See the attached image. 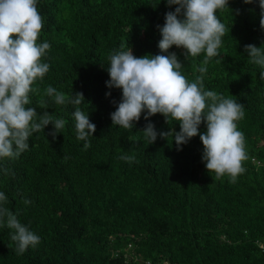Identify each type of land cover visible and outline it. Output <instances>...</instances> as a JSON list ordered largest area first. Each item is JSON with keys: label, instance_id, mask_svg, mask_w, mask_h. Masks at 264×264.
I'll return each instance as SVG.
<instances>
[{"label": "trees", "instance_id": "16d2710c", "mask_svg": "<svg viewBox=\"0 0 264 264\" xmlns=\"http://www.w3.org/2000/svg\"><path fill=\"white\" fill-rule=\"evenodd\" d=\"M43 27L38 43L50 49V65L33 87L32 107L65 120L56 138L52 124L29 138V148L14 159L0 158L3 207L40 237L36 246L17 254L11 232L0 223V264H264V80L250 63L245 45H264L258 2L229 0L218 12L227 26L219 49L203 74L205 90L244 105L237 122L245 135L248 159L235 182L216 177L202 161L199 135L182 150L172 136L152 144L142 130L148 122L157 132L179 131L161 114L132 129L112 125L108 55L131 47L137 57L161 53L157 25L174 11L166 0H38ZM238 10V12L236 11ZM189 81L201 74L204 58L185 59L172 46ZM220 60V63H217ZM52 86L67 98L83 93L80 105H56L44 90ZM111 96L106 97V93ZM47 102L40 108L39 102ZM79 107L96 125L86 141L78 140L73 112ZM206 131L202 123L200 132ZM90 147L84 149V144ZM134 155L131 163L120 159ZM27 200L29 203H25Z\"/></svg>", "mask_w": 264, "mask_h": 264}, {"label": "clouds", "instance_id": "9594fccd", "mask_svg": "<svg viewBox=\"0 0 264 264\" xmlns=\"http://www.w3.org/2000/svg\"><path fill=\"white\" fill-rule=\"evenodd\" d=\"M243 2H258L259 24L264 30V0ZM37 4L38 0H0V158L19 157L28 150L29 138L44 131L49 124L54 128L49 133L53 139L65 127V120L54 118L48 111L38 114L36 107L29 106L30 95L39 94L34 83L42 80L50 68L42 61L50 44L37 42L43 27ZM166 4L170 8L175 5V10L166 12L164 24L156 27L161 35L158 48L167 55L137 57L131 47L124 50L123 44L121 50L108 55L110 79L106 86L122 92L119 102L111 101L115 105V111L110 114L112 125L132 129L142 113L146 112V121L161 114L167 123L178 122L180 130L170 128L158 133L155 125L148 122L142 132L150 144L158 136L162 139L172 136L179 151L181 145L199 135L207 171L214 172L218 178L228 175L235 182L245 171L243 162L248 159L245 135L237 126L245 116L244 105L216 91L205 90L203 86L206 66L212 58L221 56L219 49L228 29L217 13L230 9L229 0H166ZM172 46L183 48L185 59L203 54L198 67L201 75L195 80L189 81L183 74L184 64L175 52H169ZM244 51L250 63L262 69L259 77L264 80V45L248 44ZM44 95L51 97L56 105L70 102L78 106L84 101L83 93L76 92L74 97L66 99L63 92L52 86L44 90ZM105 95L111 96V92ZM39 107L47 108V102L41 100ZM73 116L76 138L86 141L96 131V125L79 107L75 108ZM202 123L206 127L203 133L200 132ZM89 147L90 142L84 144L85 150ZM120 159L131 163L135 156L122 155ZM6 200V195L0 192V223L13 230L11 240L16 242L17 254H23L29 246L39 244L40 237L3 207Z\"/></svg>", "mask_w": 264, "mask_h": 264}, {"label": "built area", "instance_id": "2783aa9c", "mask_svg": "<svg viewBox=\"0 0 264 264\" xmlns=\"http://www.w3.org/2000/svg\"><path fill=\"white\" fill-rule=\"evenodd\" d=\"M260 248H261L262 252L264 253V241L260 242Z\"/></svg>", "mask_w": 264, "mask_h": 264}]
</instances>
